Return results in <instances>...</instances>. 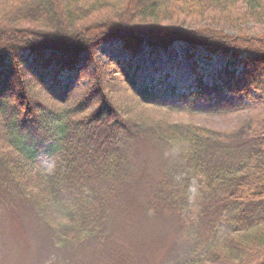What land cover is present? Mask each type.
<instances>
[{"label": "trees", "instance_id": "1", "mask_svg": "<svg viewBox=\"0 0 264 264\" xmlns=\"http://www.w3.org/2000/svg\"><path fill=\"white\" fill-rule=\"evenodd\" d=\"M9 3L12 9L0 18V208L28 203L46 209L65 200L67 228L82 241L97 237L131 181L129 145L149 135L182 147L190 180L204 176L232 213L231 229L194 264H264V34L242 31L249 24L264 28V0H0L1 11ZM114 36L125 41L132 58L146 42L152 49L184 42L233 61L218 82L197 79L180 107L156 103L152 89L116 64L123 92L132 95L129 113L118 116L110 98L115 80L106 83L93 53L76 54L81 48L93 52ZM28 51L44 63L52 59L48 52L59 55L58 64L71 52L84 57L80 80L95 67L91 88L57 89L29 68ZM231 66H243L240 80ZM224 89L234 101L221 95L209 106ZM190 98L201 99L206 110ZM245 111L251 115L229 132L180 118ZM38 146L55 159L53 172L40 170Z\"/></svg>", "mask_w": 264, "mask_h": 264}, {"label": "rangeland", "instance_id": "2", "mask_svg": "<svg viewBox=\"0 0 264 264\" xmlns=\"http://www.w3.org/2000/svg\"><path fill=\"white\" fill-rule=\"evenodd\" d=\"M12 5L7 4L3 11L0 6V18L12 9ZM242 31L249 36L264 34V28L255 24L247 25ZM74 43L80 47V35H76ZM81 49L76 54L93 53L104 67L102 72L107 76L106 83L115 80L110 85L114 94L110 98L118 108V116L121 113L126 115L132 107L131 93L122 89L125 82L117 71L119 66L127 67L136 74L143 87L152 89L157 95L156 103L180 107L183 95L188 98L197 79L212 84L219 72L233 61L231 56L190 49L184 42L157 49L150 48L146 42L132 58L125 41L117 36L93 52ZM29 53L24 54L29 68L44 75L52 84L56 82L57 89L65 90L69 85L91 88L89 78L95 67H87L90 77L80 80L84 57H71L75 54L71 52L64 62L58 64L59 55L50 57L48 52L46 58L52 59L44 63ZM64 64L73 67L60 69ZM235 70V79L240 80L244 68L231 66V71ZM221 95L229 102L234 101L224 89L220 94L212 95L209 106L218 102ZM190 100L199 110H206L201 99L199 103L197 98ZM250 115L251 111H245L218 118L205 115L193 120L186 116L180 118L229 132ZM140 139L129 145L131 181L126 184L121 197L114 200L101 234L86 241L74 235L63 216L68 210L65 200L46 209L16 203L10 210L0 208V264H194L203 257L211 244L222 238L233 223L231 211H227L221 202L223 194L209 189L203 182L204 176L190 180L191 172L186 170V163L181 158L182 147L156 139ZM31 142L36 144L34 139ZM37 148L36 163L40 170L53 172L55 159L44 148ZM257 251L258 248L251 249L249 253L254 256Z\"/></svg>", "mask_w": 264, "mask_h": 264}, {"label": "bare ground", "instance_id": "3", "mask_svg": "<svg viewBox=\"0 0 264 264\" xmlns=\"http://www.w3.org/2000/svg\"><path fill=\"white\" fill-rule=\"evenodd\" d=\"M59 72H61V71H59ZM43 76V78H44V80L46 79L45 78V76L44 75H42ZM47 80V79H46ZM71 87H74L75 85H70ZM142 139H157L156 137H152V136H149V135H147V136H145V137H142L140 140H142ZM157 140H159V139H157Z\"/></svg>", "mask_w": 264, "mask_h": 264}]
</instances>
